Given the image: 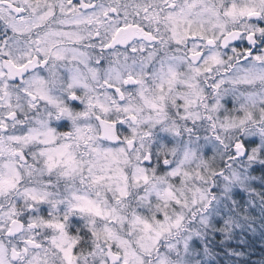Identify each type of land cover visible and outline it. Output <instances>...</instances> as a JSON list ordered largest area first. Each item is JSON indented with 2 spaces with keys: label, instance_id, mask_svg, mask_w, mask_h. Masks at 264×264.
Listing matches in <instances>:
<instances>
[{
  "label": "snow or ice",
  "instance_id": "6c2138e0",
  "mask_svg": "<svg viewBox=\"0 0 264 264\" xmlns=\"http://www.w3.org/2000/svg\"><path fill=\"white\" fill-rule=\"evenodd\" d=\"M0 264H264V0H0Z\"/></svg>",
  "mask_w": 264,
  "mask_h": 264
}]
</instances>
